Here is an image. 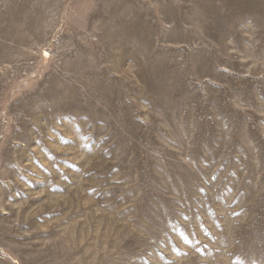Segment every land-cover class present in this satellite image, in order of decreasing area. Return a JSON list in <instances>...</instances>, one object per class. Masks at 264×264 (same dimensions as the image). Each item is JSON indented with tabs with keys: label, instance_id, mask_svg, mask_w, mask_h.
<instances>
[{
	"label": "rangeland",
	"instance_id": "374dc122",
	"mask_svg": "<svg viewBox=\"0 0 264 264\" xmlns=\"http://www.w3.org/2000/svg\"><path fill=\"white\" fill-rule=\"evenodd\" d=\"M0 264H264V0H0Z\"/></svg>",
	"mask_w": 264,
	"mask_h": 264
}]
</instances>
